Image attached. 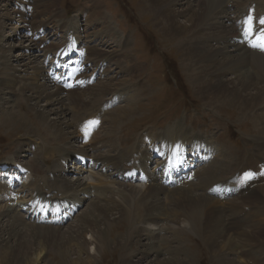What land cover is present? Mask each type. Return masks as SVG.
Listing matches in <instances>:
<instances>
[{"label":"rangeland","instance_id":"1","mask_svg":"<svg viewBox=\"0 0 264 264\" xmlns=\"http://www.w3.org/2000/svg\"><path fill=\"white\" fill-rule=\"evenodd\" d=\"M33 1L34 3L36 2L35 0ZM40 1L36 2L37 7L34 6V9L37 8V12L39 14V17L34 20H36L38 25L40 26L43 25V27L49 29L52 35L50 40L53 43L60 44L59 36L60 33L63 32L59 31V28L60 30L71 29L73 25L77 24V22L76 24L73 25H69L67 24V22H70L73 19L77 20L81 16L82 19L78 21L76 30L78 31V34L82 37V40L90 44V47L87 50V61L91 63H95V65L99 64L100 62H102V64L107 62L106 67L108 68L110 67V69H112V72L108 73L109 76L106 75V77L108 78L110 77V79L112 77L111 92L99 98L100 102L97 104H95L94 102L92 103L88 102L90 96L88 98L85 96L82 97L85 103L87 104L90 103V104L89 106H87L88 108L83 109L80 112H77L78 114L76 117L77 119L74 120L73 123L74 128L78 133V137L75 140V143L73 142L74 151L80 150V147L83 146L87 148L89 145V143L88 144L80 143L81 137L78 128L81 121L85 117H92L96 115L95 113L98 112V109L102 107L105 102H107L106 99H110L112 97V94L119 92L120 90H121L120 94H122L123 90L125 93L127 91L130 92L129 91L130 89L128 88L127 85L128 84L127 81L136 82L140 80L146 83L150 91L148 94L144 95L143 97H137V96L133 97L134 101L129 105V108L133 110L132 116L130 118H127V120H125L126 122L124 121L122 124H120V126L117 127V131L115 132L117 134L115 137V143L117 145L116 146L117 148L112 151H109L108 147L100 148L102 143L96 144V142L95 143L92 142L95 137L94 136L92 141H90L91 144L85 150L88 151L86 154H90L91 152L96 153L95 151H97V154L93 155L91 153V156H93L91 158H93L95 162L101 161V165L104 166L105 161L102 160L104 159L109 164H111V161H114L115 162L114 165H115L118 159L120 160L119 156L120 153L123 151L125 152L124 154L126 155L128 160V155L132 151V150L128 151L129 150L128 148L131 146L133 142L135 144H141V138H140L141 134L144 133L148 134L149 132L161 133L162 131L168 130L171 126L173 127V125H175L176 123H179L181 126L183 125L182 127L185 129V131L188 130L192 134H201L204 137L208 138L207 141L214 143L215 148L223 150L226 147V150H228L229 152L238 151V152H243L244 154L254 150V154L256 155L258 154L257 152L259 150H256L257 144L254 143V139H263L264 136L257 133L256 128L249 120H240L241 114L236 108L229 107L227 105H219V104L214 105L212 102L210 101L208 102V100L204 98V95L202 96V94L197 92L196 86H194L191 82H189L190 73L186 71V64L184 63V59L182 57L181 52L173 48L174 43L165 39L161 34H159L156 31L157 28H154L151 25V21L149 17L143 14L141 11L142 5L139 4L140 3L139 0H53V4L49 9H47V5H49L50 2L46 0H40ZM94 1L101 6L102 11L104 12L103 13L104 17L107 18L106 21L110 23L112 28L114 29L113 33L104 34L102 32V29L105 27V23L102 24L101 20L95 22L89 20L90 13H88V11L91 12L93 10L92 5ZM248 1L250 2L251 0H239L240 2L239 4L234 3L233 1L230 3L229 1V5H230L229 8L230 9L233 8L232 11L229 10V13L231 12H233L232 14H235L236 12L242 13L245 10L244 8L249 5ZM252 1L256 2L257 9H262L261 12H264V5L261 6V8H259V4L257 3L258 1H260V3L262 4L264 3V0H252ZM6 2L7 1L0 2V5ZM22 6L24 7L23 10L20 9L22 11L20 12L22 14L21 16L28 17L31 14L28 11L31 8L33 9V7L29 6L28 2L27 3L24 2ZM238 6L240 8H243L242 11H240L237 8ZM16 9L18 10V7L15 4H13L8 8V11L11 13L12 11H16ZM78 10H80V12ZM258 11L260 12V10ZM77 14H79V16H77ZM82 15H85L86 18ZM231 17L233 21L234 16L231 15ZM26 21H28V19ZM29 21H32V19ZM63 21L67 24V26L66 25L63 26L62 23ZM12 26H15V22H12V25L7 29L4 27L2 34H0V46L1 45L2 47L4 46L3 47L4 49H7L11 41L22 40L24 42L25 40H27L25 38V34L28 33V29L31 27V24L27 22L24 24V28L22 29V32L19 33L17 32L18 38H12L11 36L10 38L7 37V34L11 33L12 29L10 30L9 28H11ZM235 32L237 33L236 28H235ZM120 37L122 38L128 37L130 39L129 50L131 52L130 54L132 55L133 58L132 62L134 64L132 68H134L135 66H140L141 71L137 72L138 74H134V73L130 74L125 72L118 73V71L115 70L117 57H115L114 59L112 56L113 54L111 53L120 49V44L117 43ZM41 42L42 40L38 42V46L39 44H41ZM58 47H59L58 45L48 46V48H52L54 50ZM95 48L96 50L97 49L98 50L95 52H93V50L91 51V49H95ZM16 51L17 52L22 51V47L20 49L18 47ZM16 51H14L13 53L16 54L17 53ZM34 53L35 52H32L30 55ZM37 55H39L40 61H43L42 53H37ZM11 61H13V59H11ZM11 65L12 66L16 65V62H11ZM102 80L103 81L105 80V78H102V75L101 77H97L94 80L93 84L88 86L87 90L88 89L94 90L93 92L91 91L92 93H94V95H97V92L102 94V88L98 87V85L100 86V84L102 86V82H103ZM261 82L262 81H257V83L259 84L258 86L264 85V82L262 83ZM95 86L97 87L96 90H95ZM125 93L122 96H124ZM64 95L66 96L67 93ZM126 95L127 97L126 99H124V102L122 104H118L117 106L113 107V109L111 108V110L106 111L105 114L103 115L101 114V127L95 134L98 136L96 137L97 138L96 140L101 142V139L107 133V130L111 126H113V122L115 121V119L110 116H108L107 119L106 115H108L110 111L115 110V108H119V107L123 108V106L129 103L128 97H131L130 93H127ZM92 96L93 94L91 95V97ZM39 104H40L39 109H43V107L47 103L46 101L42 100ZM262 106L264 107V103L260 102V107ZM125 107H126L125 109H127V106ZM14 111H18L26 120H28V124L30 125L28 126L33 127L37 130V136L33 138H27L24 134L25 126H22L21 124L13 128L10 127L7 128L4 125L2 126L1 124L0 125V165L3 162L9 164L12 162L11 160L14 158L18 159L19 161H22L23 163L26 164V166L29 168L30 173L32 174L30 176L32 178V182H37L36 183L37 186L46 189L47 187L46 184H44L42 177L45 178L46 176H48V170H47L48 167L52 168V165L56 164L55 167L52 168V170L58 171L59 169L58 164L60 159L62 158L63 162H65L64 161L65 159H63V156L60 155V150L58 145L56 144V140H54V138L51 137L50 135L51 130H49L47 127L39 123L40 122L39 118L30 109L29 105L26 102H21L20 104L16 105ZM115 112L119 113L118 110ZM0 116H1V112H0ZM165 134L167 133H162L161 135L165 136ZM184 136H185L184 137L185 141H190V139L192 138L187 133H185ZM155 137H158V135L157 136L155 135ZM28 141L33 142L34 145L37 147L31 152L32 146L30 145V143H27L26 148L29 149L27 153L30 152L31 153L30 154L25 153L21 157L22 154H20L18 150L20 147L26 144L25 142ZM52 147H55V149H52ZM47 148L49 150H55L57 155L56 153L55 155H53V154H48V152H45ZM107 153L111 158L110 162L107 160L109 156L102 157ZM86 154L83 155L88 157V155ZM221 154H225V153L220 152L218 154V157ZM227 157H228L227 159L228 162L224 164L227 163L229 164H227V166L219 164L214 171L216 177L215 175L213 177L219 183H222L225 180L232 178L234 174L239 173L242 169L241 166L238 167V165L242 163L241 155L234 154L231 158H229L228 155ZM146 159H148L146 156H144V159L142 157L141 163H144L145 165ZM247 159H249V157ZM230 160L234 165L230 164L231 163ZM160 161H162V159H160ZM121 164H122V168H124L123 163ZM68 165L70 167L69 172H73V168L75 167L74 162H69ZM74 170L75 171L73 172V174L71 173V175H68L67 178H65L66 177L65 175L67 173L64 175V179H66V181L74 182L75 180L77 181L78 178L79 179L81 178L83 180L82 183L85 184L86 186L87 180L88 183H90V185H92L91 183L95 180L99 184L97 186L98 189L101 190L99 191L93 185L92 188L90 186L88 187L89 189L85 191L87 194V198H84V201H82V206L75 215V217L79 216V214H82L84 210H86L85 214H87V212L92 213V208L90 207V209L88 210L87 208L89 207V204H91L93 201L95 202L94 204L102 205L103 203H100L99 200L101 199L104 201V199L106 198L108 199L109 197H111L110 195H112V192H109L107 190H111L114 193L127 192L128 194H132L131 186L132 188L134 186L135 188L141 191L140 192L141 194L142 192L145 191L147 187H149V184L146 186V185H138V184L131 185L129 183H124L120 180H117L113 176L110 177V180L112 182L110 183L109 181L108 183H106L99 178L101 175L96 173L97 171L100 172V170L94 172L96 173V175H99V177H96L94 174L91 175V173H89L88 171H87L88 173L87 172L84 173V171L78 167L74 168ZM200 172H205V168L201 169ZM106 174L109 175V173ZM58 175L53 174L54 180L55 181L57 180V182L60 181L58 179ZM72 175L74 177L71 178ZM201 178L202 177L200 176L198 180H195L194 185H196L197 190L194 191V189H192V192L193 194L196 192V194L201 193L204 196H210L212 199L215 200L216 205L220 206L223 219L221 218L222 222H220L219 225L223 224L227 234L232 235L233 243L235 244L234 248L232 247L233 249L228 248V250L223 249L220 251L219 247L211 244V241H215V242L218 241L217 244L222 243V239H220L217 236L216 229L218 228V224L216 222H213V224L209 226L210 223L206 222L208 218L207 219L205 218L204 220L201 221V227L199 228L192 227L191 229V227H189L187 223L183 221L181 215L178 216L174 213L176 209L175 208L176 205L173 202L172 197L171 196L169 197V195L166 197L165 194H162L160 195V198H162V202L166 207L165 206L162 207L163 213H159V212H157V214L156 212L154 213V215H158L156 216L157 217L156 221L153 220L154 222H156V224H153L154 222L152 221L148 223L143 222L148 216V213L146 212L145 208L144 209L139 208L136 211L138 222L141 220L144 223L138 225H141L143 229L145 228L147 230L148 227L150 226L149 231L152 230L153 234L151 235L153 236L154 240L149 245L155 244L154 250L156 253L154 252L153 255L150 254L147 256L145 254L146 251L144 250L147 245L140 246L136 244L137 239H132L128 241L127 239L128 225L126 221L123 218L121 219L120 217L118 218L117 215L116 216L110 215V220H109L110 223L106 224V226L102 225V232L105 233L104 236L106 235L105 239L107 238L106 239L107 242L103 246L102 252L98 254L93 260V264H129L131 262L136 261V254L142 251H144L143 255L145 257L142 255L144 260L143 259L140 260L139 261L140 264H154L153 260H155V258L156 260L158 259V261L164 260V261L178 262L180 260L188 264H220L221 262H224L225 258L226 259L232 258L238 264H264V224L261 225L262 232L260 233L257 229H255V227H248V225L244 222L245 217L246 218L249 217L248 215L256 216V218H254L256 220L257 219L264 220V216H263L264 211H262V213L251 214L254 211L256 212L258 210L260 211V208L258 207H262V206L264 207L263 204L264 195L261 192H256L253 189L252 195L246 194L244 195L243 198H234L233 200L232 198H227L226 200L224 199L222 202H218L217 201L218 198H216L214 195L205 192V189H208L207 187L205 186L201 188L198 187L199 184L201 183L200 182ZM48 184L54 185V183H52L51 181H49ZM30 186H32V184ZM193 187L194 186H192V188ZM65 188L66 187L62 188L61 190H64ZM123 188L125 190H122ZM163 189L165 191L168 190L165 187H163ZM102 190H106V192L102 193ZM172 190H180V188H175V189L173 188ZM46 191L47 190H45V192ZM20 192H23V195L27 196L29 195V193H31V190L21 189ZM67 192L71 195L77 194V192L76 193L69 192L68 190ZM81 192L83 193V191ZM81 192H79L80 196H81ZM79 195L76 197L77 199L79 198ZM249 196H251L252 198L250 199ZM247 198H249V200ZM245 199L248 200V202H245L246 201ZM260 201L262 202L260 203ZM228 203H234L231 207H234L235 209L242 208L239 209L242 213L239 214L231 213L229 208L226 207ZM249 203L251 204V207ZM4 209H8L9 212L10 211L16 212V214L20 217V220H18L17 223L15 224V226L19 227L20 230L21 227L23 228L25 226L31 227V224L33 227L39 230L33 231L30 229L28 230L27 227H25L24 229L22 228L23 229L22 231L28 230L26 231L25 237L23 238L26 239V241L28 242L27 244L30 245L32 249L31 251L29 250L30 252L28 253L29 255H26L28 256L27 259L25 258L21 260L19 259L17 260L18 261L17 262L16 260L12 259V257L10 258L7 257L6 259H4L2 257L3 255L2 256L0 255V264H24V263L25 264H85L83 262L87 260L88 254L94 253L93 247L90 244L86 246V251L76 253L77 248L75 247V245L74 246H71L70 244L67 245L66 239L63 238L64 236H66V233L73 230L75 231L77 230V228L81 227L82 219L80 218V220L78 221L79 217L77 219L74 217L72 221L66 223L63 226L35 225L32 223V221L28 220L24 216L25 215L24 213L19 211L18 207L11 205L10 202L9 203L6 201L0 202V212H3ZM245 211L247 213L246 215L243 214V212L245 213ZM138 216H140L141 218L140 220ZM181 220L182 223L184 222L182 226L180 223ZM3 221H2L3 224H6L8 226L11 225V224H7V220H3ZM241 221L244 223H242ZM243 225L246 228H244ZM183 226L186 228L188 227L189 229L188 228L186 229ZM203 226H205V229ZM49 227H53V228H49ZM56 227H58L59 229H57ZM177 228L178 229L180 228L181 231H178ZM44 229H46L47 231L42 232V230ZM247 230L250 231L249 233L252 232L253 234H258V235L260 234V237H262L263 240L262 239L257 240L254 237L252 240L241 242V234L248 235L249 233ZM197 234L200 236H197ZM179 235L181 237H179ZM177 237H179V239ZM83 238L84 241L86 240V242H90L89 240H91V236L88 233L84 234ZM140 241L142 242L141 244L148 243V239L146 238H142ZM123 242L124 243L126 242L127 244H124ZM70 246L72 248H70ZM121 246L124 247L122 248ZM65 248L66 249L70 248L71 250V252H68V255H66ZM224 250L226 251V253ZM171 251L174 254H171L172 253ZM176 252H179V254H176ZM181 253L184 255H182ZM255 253H257V255L259 254L262 256L261 257L259 256L258 258L256 257L253 258L254 257L253 254ZM219 256L223 258L221 259ZM217 257L219 258L218 261H216Z\"/></svg>","mask_w":264,"mask_h":264},{"label":"bare ground","instance_id":"2","mask_svg":"<svg viewBox=\"0 0 264 264\" xmlns=\"http://www.w3.org/2000/svg\"><path fill=\"white\" fill-rule=\"evenodd\" d=\"M3 1H7V2L0 5V34H2L4 27L7 29L8 27L12 25V22H15V26H12L11 28H9L10 30L12 29L11 33L7 34V37L9 38L10 36L12 38H18V33L22 32V29L24 28V24L26 22L31 24V27L28 29V33L31 30L32 31L37 30L38 27L40 28V25L37 24L36 20H34L39 17L37 8L34 9V6L37 7L36 2L40 0H35L36 1L35 3L33 0H23V1L22 0H0V2H3ZM46 1L50 2L49 5H47V9H49L53 4V0H46ZM229 1L230 3L232 1L238 4L240 3L239 0H139L140 3L139 2L138 3L142 5L141 11L143 14L149 17L151 21V25L154 28H157L156 31L159 34H161L165 39L173 42L174 43L173 48L181 52L182 57L184 59V63L186 64V71L190 73L189 82H191L194 86H196L197 92L202 94V96L204 95V98H206L208 102L209 101L212 102L214 105L215 104L227 105L229 107L236 108L241 114L240 120H249L256 128L257 133L264 136V107L263 106H262L263 108L260 107V102L264 103V85L258 86L259 84L257 83V81L264 82V54H259V53L250 51L240 44V38H239L237 29H236L237 33L235 32L234 17H233V21L231 17L233 12L229 13V10L232 11L233 9V8L232 9L229 8L230 7ZM24 2L26 3L28 2V5L33 7V13H31L28 17H23L21 16L22 14L20 13L22 12L20 9L23 10L24 6L22 5ZM257 3L259 4V8H261V6L264 5V3L261 4L260 1H258ZM10 4L11 5L15 4L18 7V10L16 9V11H12L10 13L8 11V8L11 6ZM92 7H93V10L91 12L88 11V13H90L89 20L94 21V22L101 20L102 24L105 23V27L102 29V32L104 34L113 33L114 29L112 28L111 24L106 21L107 18L104 17V14H103L104 12L102 11L101 6L94 1ZM237 8L240 11H242L243 9V8H240L239 6ZM258 10H260V13H261L262 10L261 9H258ZM78 11L80 12V10ZM86 15H87V12H86ZM77 16H79V14H77ZM82 16L86 18L85 15H82ZM25 18L26 20L28 19V21H26ZM80 18L81 16L77 20H79ZM31 19L32 21H29ZM77 20L73 19L72 23L67 22V24L69 25L76 24ZM62 23H63V26L64 25L67 26V24L64 21ZM24 42L22 40L11 41L9 45L6 44L8 45L7 49H4L3 48L4 46L2 47V45L0 46V112H1L0 125L2 124V126L4 125L7 128L9 127L13 128L21 124L22 126H25V129L24 128L23 129H24V134L27 138H33L37 136V130L33 127H29L30 125L28 124V120H26L18 111H14L16 108V105L20 104L21 102H26L29 105L30 109L39 118L40 120L39 123H41L43 126L51 130L50 135L51 137L54 138V140H56V144L58 145L59 150H60V155L63 156V159H65L64 160L65 163H68V160L75 159L74 154H78V153L86 154L88 151H85V150L91 144L89 142V145L87 148L83 146V147H80V150L74 151L73 142L75 143V140L78 137V133L75 130L74 124H73L74 120L77 119L76 118L78 115L77 112H80L81 110L88 108L87 106H89L90 104V103L88 104L85 103L82 97L85 96L88 98L90 96V99L88 102H91V103L94 102L95 104H97L100 102L99 98L111 92L112 77L110 79V77L108 78L106 77V75L109 76L108 73L112 72V69H110V67L109 68L106 67L103 70L105 80L104 81L102 80L103 81L102 86L101 84L100 86L97 84L98 87L102 88V94L97 92L98 96L94 95V93H92L94 90H89V89L87 90L88 87L82 90H72V91L67 92L64 88L52 86L51 84L52 82L47 75V72L42 64V61H40L39 59V55H37V53L30 55L32 52H36L37 50L36 48L39 47L38 41H35L33 36L31 35L30 38H28V40H25ZM117 43L120 44V49L111 53L113 54L112 56L114 59L115 57H117L115 70H117L118 73L125 72V73H130V74L131 73L138 74L137 72L141 71V67L135 66L134 68H132L134 64L132 62L133 58L129 50L130 49L129 48L130 39L128 37H123V38L120 37ZM18 47L19 49L22 47V51L17 52L16 49H18ZM92 50L93 52H95L98 49L96 50L95 48V49H91V51ZM14 51H16L17 53L15 52L16 54H14L13 53ZM11 59H13V61H11ZM11 62H16V65L12 66ZM133 69L136 71H134ZM187 78H188V75H187ZM139 82H142V81L140 80L136 82L127 81L128 84L127 83L126 84L128 85V88L130 89L128 90L132 91L133 89V91L130 93L131 97H128L129 103L125 105L127 106V109H125L126 107L123 106V108L119 107V108H115V110L110 111L108 115H106V118L110 116L115 119V121L113 122V126H111L107 130V133L101 139V142L96 140L97 139L96 137L98 136L95 134L97 132L92 136L90 141H92L93 137L95 136L92 142L93 143L96 142V144L102 143L100 148L108 147L109 151L115 150L117 148L116 147L117 145L115 143V137L117 134L115 132L117 131V127L120 126V124H122L125 120H127V118H130L132 116L133 110L129 108V105L134 101L133 97L134 96L143 97L144 95L148 94L150 91L146 83L144 82L139 83ZM96 88L97 87L95 86V90ZM66 93L67 95L65 96L64 94ZM92 94L93 96L91 97ZM42 100L46 101L47 104L43 107V109H39V105H40L39 103ZM117 110L119 111V113L115 112ZM179 125L176 124L173 127L174 131L178 132L179 134L184 135L186 131L182 126H179ZM165 136L169 137V135L167 134H165ZM80 137H81V134H80ZM25 143L26 144H24L18 150V152L22 154L21 157L29 151V149L26 148L27 143H30V145L32 146L31 152L33 151L35 147H37L34 145L33 142L28 141ZM254 143L257 144L256 150H259L257 152L258 154L257 155L254 154L252 155V157H249V159H247V162L244 163L245 165H252L255 157L264 155V138L254 139ZM47 149L45 150V152H48V154L55 155L56 153L55 150H49V149L47 150ZM52 149H55V147H52ZM91 153L86 154V155L93 157L91 156ZM108 153L103 155L102 157L109 156ZM124 153H125L124 151L120 153V156H119L120 160L118 159L115 165H114L115 163L114 161H111V164H112L111 165L106 160L102 159L103 161H105L104 166L110 170H115L119 174L123 173L124 171H121V170H123L124 168H122L121 163L127 160V157ZM219 158L224 163L228 162L227 161L228 157L226 154H221ZM143 159H144V156H143ZM107 160L110 162L111 160L110 156L107 158ZM147 160L148 159H146V161ZM98 162H101V161H98ZM230 162H231L230 164L234 165L231 160ZM140 164L141 166H145L144 163H140ZM227 164L225 165L227 166ZM55 165L56 164L52 165V168H54ZM76 167L82 169L84 173L87 172L85 167H81L80 165H77L74 168ZM174 167L178 168V166H174ZM69 168L70 167L68 165V169L66 171L65 170L60 171L59 173L60 175H58V179L61 181V183L60 181L57 182V180L55 181L53 179L52 183H54V185L52 184L51 185L48 184V185L50 188L58 192H61L67 198L69 199L73 198L72 200L74 201L77 200L78 202H82L84 201V198H87V194L85 191L89 189L88 187L90 186V183H88V180H87V183H86L87 187H86L85 184L82 183L83 180L81 178H80L81 180L78 178L77 181L75 180L74 182L66 181V179H64V175L66 173L68 175H71V173L73 174V172L75 171L73 168V172H69ZM206 169L207 168H205V172H201L202 178L200 181L201 183L198 186L199 188L203 186L209 188L210 185L216 182L215 181L216 179L213 177L214 173L211 171H206ZM96 173L100 174L101 176L99 177V175H96ZM96 173L93 172L91 173V175L94 174L96 177H99L106 183H108L109 181L110 183L112 182L110 180V177L113 175L112 172L109 175L106 173L102 174V172H99V171H97ZM67 177L68 176H66L65 178ZM72 177L74 176L72 175L71 178ZM115 178L117 179V177ZM91 184L98 189L97 187L99 185L98 182L94 180ZM156 184H158L160 187ZM192 186L194 187L192 188ZM192 186H184V187H181L180 190H172L173 188H170V189L167 188L168 190L165 191L158 182L153 181L149 183V187H147L146 189L143 188L145 189V191L142 192L141 194H140L141 191L135 188L134 186L133 188L131 186L132 194H128L127 192H124V193L115 192L114 193L111 190H107L109 192H112V195H110L111 197H109L108 199L107 198L104 199V201L100 199L99 201L100 203H103L102 205L94 204L95 202L91 201L92 203L89 204V207L87 208V210L90 209L91 207L92 213L87 212V214H85L86 210H84L82 214H79V216L75 217L76 219L79 217L78 221L80 220V218L82 219L81 227L77 228V230L75 231L73 230V231L66 233V236H64L63 238L66 239L67 245L68 244H70L71 246L75 245V247L77 248L76 253L84 252L86 251L87 245L89 244L92 245L94 253H89V254L87 253L88 254L87 260L84 262L82 261V262L85 264H93V260L98 254L102 252L103 246L107 242L106 240L107 238L105 239L106 235L104 236L105 233L102 232V225L106 226V224L110 223L109 221L110 215H115V216L117 215L118 218L119 217L120 219L123 218L128 225L127 226L128 227V231H127L128 241L132 239H137L136 244L140 246L147 245L144 249L146 251L145 254L147 256L150 254L153 255L155 252L154 250L155 244L149 245L154 240L153 236L151 235L153 234L152 230L149 231L150 226L148 227V230H147L145 228L143 229L142 226L138 224H144L143 222L145 223H148L151 221L154 222L153 220L156 221L157 219L156 216L158 215H154V213L155 212L156 214L157 212L163 213L162 207L165 205L162 202V198H160V195L165 194L166 197L168 195L169 197L171 196L173 202L176 205L175 207L176 209L174 213L178 216L181 215V217L183 218V221L187 223V225L191 227V229L192 227L193 228L201 227V221L204 220L205 218L206 219L208 218L206 222L210 223L209 226H211L213 222H216L218 224V228L216 229L217 236L220 239H222V243L217 244L218 241L217 242L211 241V244L219 247L220 251L223 249L228 250V248H232V247L234 248L235 244L233 243L232 235L227 234L223 224L219 225V223L222 222L221 218L223 219L220 206L216 205L215 200L212 199L210 196H204L201 193L196 194V192L193 194L192 189L196 191L197 187L196 185H192ZM64 187L66 188L64 190H61ZM8 189L9 188L5 186L4 182L3 183L0 182V192H7ZM253 189L256 192H261L264 195V183H262V185L261 183H258L256 186H254L250 190V192H248L247 195H252ZM67 190L69 192H75V193L77 192V194L71 195L67 192ZM122 190H125V189L123 188ZM81 191H83V193ZM79 192H81L82 198L79 195L80 194ZM103 192H106V190H102V193ZM78 195H79V198L77 199L76 197ZM249 197L250 199L252 198L251 196ZM247 199L249 200V198ZM248 200H246L245 202H248ZM262 201H260V203ZM233 204L234 203H228L226 205V207L229 208L230 212L234 214L242 213L239 210L242 208L235 209L234 207H231ZM249 205L251 207L250 203ZM262 207H258L260 208V211L258 210L259 212L254 211L251 214L262 213V211H264V207L263 208ZM139 208H143V209L145 208L146 212L148 213V216L143 222L140 220L141 219L140 216H138L140 221L138 222L137 220L136 211ZM243 214L246 215L247 214L246 211L245 213L243 212ZM248 216H249L248 218L245 217L244 222L248 225V227H255V229H257L261 233L262 232L261 225L264 224V220L263 219L256 220L254 219L256 218V216L254 215L253 216L248 215ZM3 220H7V224H11V225L8 226L6 224H3L4 222ZM18 220H20V217L16 214V212H13V211L9 212L8 209H4L3 212H0V255L1 256L3 255L2 257L4 259H6L7 257L8 258L12 257V259L16 261L19 259L20 260L24 259V258L27 259L28 256L26 255H29L28 254L30 253L29 250L30 251L32 250L30 245L27 244L28 242L26 241V239H24L23 237H25V233L29 229L33 231L39 230V229L33 227L31 224V227L25 226L28 228V230L22 231L25 227L24 228L21 227V230H20L19 227L15 226ZM176 221H179V220H176ZM180 223L182 226L183 224L182 220ZM153 224H156V222H154ZM203 227L205 229V226ZM49 228H53V227H49ZM56 228L59 229L58 227ZM244 228L246 227L244 226ZM45 231L47 230L46 229L42 230V232H45ZM178 231H181L180 228L178 229ZM247 231L248 233L250 232L249 230ZM86 233L90 234L91 236V240H89L90 242H86V240L84 241L83 236ZM197 236H200V235L197 234ZM179 237L181 236L179 235ZM179 237L177 238L179 239ZM254 237L257 240L262 239V237H260V234L259 235L253 234L251 232L248 235L241 234V242L252 240ZM142 238L148 239V243L141 244L142 242L140 240ZM124 244H127V243L125 242ZM132 244H133V241H132ZM71 246L70 248H72ZM70 248L68 249L65 248L66 255H68V252H71ZM143 252L144 251L137 253L136 261L133 260L134 262H131L129 264H140L139 261L142 260L144 256ZM171 254H174V253L172 252ZM176 254H179V252H176ZM253 256H254L253 258L255 257L258 258L259 256L261 257L262 255H259V254L257 255V253H255L253 254ZM220 258L222 259L223 257H220ZM216 259H217L216 261H218L219 258L217 257ZM153 263L154 264H188L180 260L178 262L164 261V260L158 261V259L156 260V258L155 260H153ZM220 264H238V263L234 261L232 258L231 259L225 258L224 262H221Z\"/></svg>","mask_w":264,"mask_h":264},{"label":"snow or ice","instance_id":"3","mask_svg":"<svg viewBox=\"0 0 264 264\" xmlns=\"http://www.w3.org/2000/svg\"><path fill=\"white\" fill-rule=\"evenodd\" d=\"M259 22H260L261 25H264V19H261ZM252 34H253V28H252L251 20L249 19V21H248V27H247V29H246L245 32H244V36H245V37H250V36H252ZM258 41H259V45H257V44H253V45H251V46H252V47H257V46H259L260 50H261V51H264V30H261V33H260V35L258 36ZM90 123H91V124H97L98 121H92V122H90ZM85 135H88V132H87V131L85 132ZM249 175H250V174H249Z\"/></svg>","mask_w":264,"mask_h":264}]
</instances>
